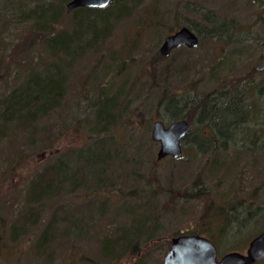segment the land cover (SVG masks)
Here are the masks:
<instances>
[{
  "label": "rangeland",
  "instance_id": "374dc122",
  "mask_svg": "<svg viewBox=\"0 0 264 264\" xmlns=\"http://www.w3.org/2000/svg\"><path fill=\"white\" fill-rule=\"evenodd\" d=\"M37 1L0 0V99L20 87L34 69L41 72L56 61L37 37L35 20L22 13ZM135 1L118 0L120 8L109 5L101 39L90 49L83 48L66 70L62 109L33 127L11 125L0 131V264H163L177 232L203 227L201 220L207 213L230 214L233 207L241 215L239 221L245 220L234 225L229 235L233 242L245 243L239 251L244 252L264 228V132L257 134L258 139L238 135L227 150L209 149L208 154L195 153L190 145L185 149L183 140L182 158L168 156L160 161V145L152 139L155 121L171 123L161 118L163 108L158 112L161 93L199 99L241 89L244 82H264V71L257 69L264 59L260 42L264 0ZM66 11L59 30L71 29L68 20L73 12L67 5ZM214 18L233 25L232 35L223 40L213 36L209 21ZM83 24V32L92 38L87 23ZM185 24L199 28V45L162 56L165 38ZM179 58L187 65L184 74L174 78L172 68ZM102 89L106 97L118 94L121 99L122 121L111 132L100 134L104 144L111 146L113 164L120 167L107 168L101 192L92 195L99 172L86 168L82 178L79 172L74 174L77 162L73 163L72 151L96 149L92 144L99 135L93 126V103ZM114 102L106 101L101 113L105 115ZM256 103L259 118L246 122L243 130L264 129V99ZM193 129L210 135L206 127ZM60 158L70 161L69 176L79 177L82 184L70 190L62 180L58 198L29 204L32 179L56 166ZM55 215L59 218L56 240L44 241L41 237ZM224 220L222 216L219 223ZM79 221V228L73 229ZM143 225L148 230L142 233ZM138 229L141 233L133 242L131 234ZM122 232L129 234L124 237L131 243L128 247L121 241Z\"/></svg>",
  "mask_w": 264,
  "mask_h": 264
},
{
  "label": "trees",
  "instance_id": "16d2710c",
  "mask_svg": "<svg viewBox=\"0 0 264 264\" xmlns=\"http://www.w3.org/2000/svg\"><path fill=\"white\" fill-rule=\"evenodd\" d=\"M69 1L70 0H40L27 12H22L27 18L32 17L33 20H35L34 25L40 34V36L37 37L42 39V44L54 57H56V61L52 65H45V69L41 72L34 69L20 87L15 88L9 95L0 99V131L14 126L28 127L30 125V127H33L35 123H38L51 112L62 109V100L68 79L66 70L72 68L77 55L82 54L81 51L83 48L90 49L94 43L101 39L100 37L103 35V32H105L104 30L107 29L105 24V19L107 18H104L103 15L107 13L105 16H109L108 12L111 10L109 9L111 8L110 6L104 9L78 8L73 10L72 19L68 20V26L70 25L71 29L59 30L58 26L62 23L64 16H67L66 5ZM117 1L118 0H115L111 5L114 4V6L118 7L116 4ZM131 3H136V1L131 0ZM122 9H125L124 5L121 6L120 12H122ZM91 16L94 17L93 20H90ZM206 17L209 19L208 16ZM84 22L87 23L86 29L89 31V34H91L92 38H88L86 33L83 32L82 25H85L83 24ZM209 22L211 32L213 33L212 35L216 38L219 37L223 40L227 35H232L233 25H227L217 18L210 19ZM184 26L190 27L197 33L198 31L200 32L199 28L190 24H185ZM260 42L264 44V39L260 40ZM31 51L30 49L26 51V53L28 52V54H30ZM186 65L187 61L185 59H178L172 68L174 78H179L184 74ZM161 80L163 81L165 79ZM244 83L241 89H234L233 92L227 89L215 94L205 95L199 99L190 98L188 100H182V97H180V99L179 97L169 98L168 95L161 93L162 98L158 101V112L163 108V114L165 115L162 117L160 114V116L163 119L167 118L170 122L186 119L194 127H206V134L210 135L202 136L200 131L193 129L184 139L185 149L186 146L190 145L195 153L201 152V154H208L211 150H220L221 148L227 150V147H231L233 146L232 144H235L234 142L239 137L238 135L243 134L244 137L250 136L252 139V136L264 132L262 127L253 132L247 129L243 130V125L246 122L252 120L256 121V119L259 118V116L256 115V111L257 113L260 112L258 110L259 105L256 106V102L264 99V82L261 81L257 84L249 81V83ZM246 84L250 86L244 87ZM101 91L100 97L93 103L94 108L96 107L94 110L96 120L93 126L94 131L98 132L97 135H99V139L96 140V138H94L95 142L92 144L96 146V149L90 151V148H84L82 150L75 149L72 151L73 158L75 159L73 163L75 164V162H77V164H75L77 170L75 169L74 174L79 172L82 178L84 172H86L84 170L86 168L92 169L93 173L94 170L99 172V183H96V189H94L92 195L101 192L100 182L104 178V172L107 168H110V171L115 170L113 167V159H115V157L109 151L111 146L107 143L104 144L103 138H100V134L103 132H111L114 128L113 126H118L120 120L122 121V112H120L119 106V101H121L120 95L115 94L109 98L106 97V90L103 91L102 89ZM111 100H115L114 104H112L105 115L102 114L101 106L106 101ZM189 111L191 113H189ZM114 139H116L117 142L118 137ZM256 139H258V135ZM231 141L232 144L230 143ZM117 144L119 143L117 142ZM209 149L211 150L209 151ZM92 153H94L93 156L91 155ZM87 154H90V156ZM60 159L61 160L58 161L56 166H49L32 179L29 185V194H27V201L29 204L39 203L41 199L52 198V196L58 198L59 196L55 195L61 193L60 188L62 184L60 181L62 180L64 184H70V190H75V188L82 184L83 180L79 179V177H74L73 179L69 176V173L71 174L72 172L71 166L69 165L70 161L66 163L62 158ZM79 162H83L84 166L80 165ZM115 167L119 168L120 165H116ZM234 211L235 209L233 207V212ZM233 212L230 214L221 212V215L225 217L222 223H219L222 217L221 215H218L215 211L211 214L207 213L205 215L207 219L204 217L201 220V223H203L205 227L200 226L186 232L179 231L175 236L182 233L203 235L210 239L218 248V253L223 255L229 252L242 250L239 246L242 247L245 243L241 240L233 242L231 239L235 238H233V235H229L233 232L234 225H237L238 222L242 225V221L245 220L239 221L241 215L236 211L235 213ZM31 214H33V212H31ZM27 219L28 218H25L24 222L28 226L30 223H28ZM58 224L59 218L55 215L44 231L41 239L44 241L47 239L50 240V242L55 241V227H58ZM75 224L76 223H71V225ZM80 224L81 222L79 221L73 229L79 228ZM141 228L143 229L142 233L148 230L145 225L141 226ZM263 230L264 228L258 232L257 235ZM136 232V235L131 234L133 242H135V239L139 237L141 233L139 229ZM128 235L129 234L124 235L123 232L121 233V241L124 245H127L126 247L131 244L129 243L130 241L124 238ZM223 236H227L230 239L224 242H218L216 240L217 237L223 238ZM117 245L119 244L117 243ZM46 246L47 244L44 243L43 248ZM256 264H264V260Z\"/></svg>",
  "mask_w": 264,
  "mask_h": 264
},
{
  "label": "water",
  "instance_id": "95a60500",
  "mask_svg": "<svg viewBox=\"0 0 264 264\" xmlns=\"http://www.w3.org/2000/svg\"><path fill=\"white\" fill-rule=\"evenodd\" d=\"M115 0H70L67 3L68 12L78 8L103 9ZM256 2V0H251ZM200 43L199 36L188 26H182L175 33L167 36L160 47L164 57L183 46L196 48ZM264 71V59L257 66ZM192 132V124L186 119L171 122L168 125L157 120L153 124L152 139L160 144L157 160L168 156L180 159L183 156L182 141ZM264 260V230L249 243L244 252L234 251L218 256L216 245L207 237L200 234L182 233L171 240L170 247L163 264H256Z\"/></svg>",
  "mask_w": 264,
  "mask_h": 264
}]
</instances>
